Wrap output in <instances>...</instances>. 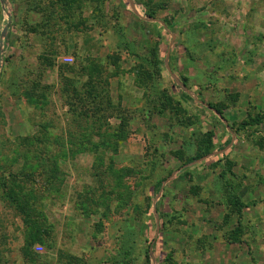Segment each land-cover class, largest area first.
Wrapping results in <instances>:
<instances>
[{"label": "rangeland", "instance_id": "1", "mask_svg": "<svg viewBox=\"0 0 264 264\" xmlns=\"http://www.w3.org/2000/svg\"><path fill=\"white\" fill-rule=\"evenodd\" d=\"M1 39L0 264H264V0H0Z\"/></svg>", "mask_w": 264, "mask_h": 264}, {"label": "crops", "instance_id": "2", "mask_svg": "<svg viewBox=\"0 0 264 264\" xmlns=\"http://www.w3.org/2000/svg\"><path fill=\"white\" fill-rule=\"evenodd\" d=\"M260 148H258V149L253 148L254 152L262 151V155H263L262 156L261 154H258V155H260V157H259V159L255 160V161L251 160L249 158L250 153H244V155L242 153V156H239L238 164L236 167L239 172H241V171L245 172L249 167L252 168L253 165H254L253 167H255L256 163L258 162V163H260L259 164L260 171H258V172H262L264 174V151ZM240 150H242V149H240ZM240 150H238V148L235 147V144H233V142H229V145L226 147L225 152L230 151V153L232 155L233 153H236L237 151H240ZM221 167H223V164L221 165ZM224 181H225L224 185L226 187H229V189H232L230 187V185L227 183L228 179L225 178ZM239 185H241V187H240V194L239 193L237 194L239 196L238 198L241 200L246 199L244 201V203L246 202V205H249V206L253 205L252 208L250 207V208H247L245 210V212L243 211L242 216L246 215L247 222H248L247 224L252 225V223H253L257 226L259 225V227H260L261 225L264 224V180L257 182L256 178H255V174H251L250 176L247 175V177L245 178L243 183H239ZM224 209H225V207H224ZM224 209L220 205L221 212L226 213L227 210L225 209V212H224ZM232 219H234V218H232ZM232 226H234V224L230 223V225L228 227L231 229ZM223 258H225V260L229 261L226 257H223ZM219 260L222 261V258Z\"/></svg>", "mask_w": 264, "mask_h": 264}, {"label": "trees", "instance_id": "3", "mask_svg": "<svg viewBox=\"0 0 264 264\" xmlns=\"http://www.w3.org/2000/svg\"><path fill=\"white\" fill-rule=\"evenodd\" d=\"M6 43V42H5ZM188 99H191L189 96H186ZM211 105V104H210ZM211 107H213V108H215L216 109V112H217V114H222V111L217 107V106H213V105H211ZM209 147H211V143L209 144ZM208 151H209V149H208ZM203 158V156L202 155H197L195 158H192L189 162L190 163H192L193 161H196V160H201ZM237 200V203L239 204V200L238 199H236ZM237 209V208H236Z\"/></svg>", "mask_w": 264, "mask_h": 264}, {"label": "built area", "instance_id": "4", "mask_svg": "<svg viewBox=\"0 0 264 264\" xmlns=\"http://www.w3.org/2000/svg\"><path fill=\"white\" fill-rule=\"evenodd\" d=\"M64 62L66 64H71L73 62V58L72 57H65L64 58ZM37 249L40 251L42 248L41 247H38Z\"/></svg>", "mask_w": 264, "mask_h": 264}, {"label": "water", "instance_id": "5", "mask_svg": "<svg viewBox=\"0 0 264 264\" xmlns=\"http://www.w3.org/2000/svg\"><path fill=\"white\" fill-rule=\"evenodd\" d=\"M5 31H7V28L5 29ZM0 43H1V44L3 43V42H2V39H1ZM0 56H1V51H0Z\"/></svg>", "mask_w": 264, "mask_h": 264}]
</instances>
